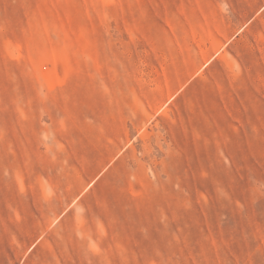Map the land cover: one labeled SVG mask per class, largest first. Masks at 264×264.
I'll return each instance as SVG.
<instances>
[{"label": "rangeland", "instance_id": "374dc122", "mask_svg": "<svg viewBox=\"0 0 264 264\" xmlns=\"http://www.w3.org/2000/svg\"><path fill=\"white\" fill-rule=\"evenodd\" d=\"M0 264H264V0H0Z\"/></svg>", "mask_w": 264, "mask_h": 264}]
</instances>
